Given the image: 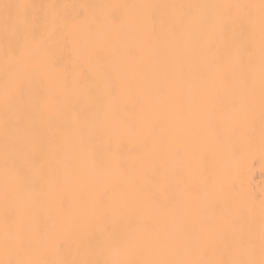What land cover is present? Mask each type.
I'll return each mask as SVG.
<instances>
[{
	"label": "snow or ice",
	"instance_id": "6c2138e0",
	"mask_svg": "<svg viewBox=\"0 0 264 264\" xmlns=\"http://www.w3.org/2000/svg\"><path fill=\"white\" fill-rule=\"evenodd\" d=\"M0 49V264H264V0H0Z\"/></svg>",
	"mask_w": 264,
	"mask_h": 264
},
{
	"label": "bare ground",
	"instance_id": "6f19581e",
	"mask_svg": "<svg viewBox=\"0 0 264 264\" xmlns=\"http://www.w3.org/2000/svg\"><path fill=\"white\" fill-rule=\"evenodd\" d=\"M37 3H58V4H85V3H112V4H141V3H230V2H253L258 3L259 0H35ZM0 84H2V49H0ZM0 118H2V106H0ZM2 131H0V146H2ZM245 179L249 187L257 197L264 192V168H262L259 151L255 153L247 161L245 170ZM68 258H72L75 253L71 249H66ZM0 258H3L0 253Z\"/></svg>",
	"mask_w": 264,
	"mask_h": 264
}]
</instances>
